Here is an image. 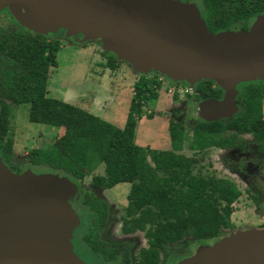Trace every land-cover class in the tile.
I'll return each mask as SVG.
<instances>
[{
    "label": "trees",
    "instance_id": "16d2710c",
    "mask_svg": "<svg viewBox=\"0 0 264 264\" xmlns=\"http://www.w3.org/2000/svg\"><path fill=\"white\" fill-rule=\"evenodd\" d=\"M192 1L211 33L247 30L253 19L264 12V0ZM52 35L0 26L2 160L10 163L13 152L11 109L28 103L29 121L46 123L58 130L50 145L28 150L32 165L47 166L80 180L102 164V173L91 176V186L108 189L120 182L129 183L121 231L127 234L139 230L145 238V245L135 252L134 259L125 257L129 248L122 249L118 243L103 242L99 238L106 219V201L84 192L78 202L83 208L80 225L83 229L77 232L79 241L104 264H162L163 253L169 246L186 238L210 243L222 231L234 228L233 213L244 192L232 180L214 171H202L198 167L200 158L183 153L182 148L184 143L193 152L213 146H238L245 133L264 142V80L237 83L238 109L227 119L200 120L192 125L182 119H170V147L152 148L135 141L137 121L154 115L153 110L144 112L143 109L157 99L163 78L174 87L186 88L187 82L174 81L157 70L139 74L132 85L125 121L121 127L116 126L85 108L48 96L49 71L57 66L56 56L61 46V41ZM102 56L105 59L102 64L109 69H115L122 62L107 50ZM177 93L172 94L173 98H177ZM193 94L198 98L220 99L223 89L213 80L202 78L193 85ZM191 252L187 248L179 249L167 264Z\"/></svg>",
    "mask_w": 264,
    "mask_h": 264
},
{
    "label": "water",
    "instance_id": "95a60500",
    "mask_svg": "<svg viewBox=\"0 0 264 264\" xmlns=\"http://www.w3.org/2000/svg\"><path fill=\"white\" fill-rule=\"evenodd\" d=\"M23 27L62 28L102 43L136 70L159 71L190 87L200 79L223 89L200 102L205 120L237 110L236 85L264 79V12L247 30H207L196 3L181 0H0ZM74 184L56 173L17 174L0 159V264H85L72 251L79 222ZM173 264H264V230L247 229L199 245Z\"/></svg>",
    "mask_w": 264,
    "mask_h": 264
},
{
    "label": "rangeland",
    "instance_id": "374dc122",
    "mask_svg": "<svg viewBox=\"0 0 264 264\" xmlns=\"http://www.w3.org/2000/svg\"><path fill=\"white\" fill-rule=\"evenodd\" d=\"M181 1L194 2L192 0ZM10 11L8 5H0V26L3 28H25L18 21L15 14L12 15ZM254 20L255 18L253 21ZM46 34H53L52 37L58 38L61 41V46L56 56L57 66L50 68L47 79L48 96L78 105L114 125L121 127L128 112L133 82L139 74L144 72L136 70L129 62L123 60L115 69L105 67L103 65L105 59L102 56V52L105 49L102 43L96 40H87L80 33H67L66 30L59 28L50 30L46 32ZM151 72H153V70L147 73L149 74ZM162 80L163 84L158 92L157 99L151 101L148 107L143 109L144 112L149 109L153 110V117L147 118L143 116L137 121L135 128L136 143L158 149L170 147L168 134V123L170 119H182L188 125H192L200 120H205L197 111V105L200 103L198 102L200 99L193 94V87H190L187 81V85L185 86H187L186 88H188L189 91L185 92L178 91L179 87H174L167 79L163 78ZM176 91L178 92L177 98H173L172 94ZM201 102H203V100ZM28 108L29 104L23 103L13 106L11 109L10 135L14 142L10 159V163L13 164L12 167H20V169L23 168L24 171L29 168H25L29 165V169L33 172L56 173L60 176H66L70 180L71 178L65 173L52 170L43 165H32L28 161L27 153L30 148L50 145L58 135L57 128L52 125L29 121ZM247 140L249 141V137ZM254 144L255 143H253V145ZM182 152L200 158L198 167H201L200 169L202 171H214L221 177L231 179L243 192L246 189L250 190L252 193L260 190L259 192L262 199L259 207L249 210V208H247L248 197L244 195L241 202L236 205L233 219L235 220L236 226L240 227L243 224L245 225L242 226L238 232L247 229L264 230L263 182L259 180L260 176L258 179L256 177L252 182L250 179L252 178L251 173L244 174L236 170L237 153L235 151L231 150L227 152L216 147H211L204 151L193 152L187 147V144L184 143ZM208 162H210L211 165H209ZM102 169V164H99L89 175L77 180L78 185L71 180L75 186V191L77 190L75 194L76 200L80 198L79 195L81 190H90L91 176L101 174ZM10 171L12 170L10 169ZM128 189L129 183L120 182L108 189H94V192L107 202L111 212L102 238L107 240L106 242L118 243L121 247L129 245L130 254H132L138 247L145 245V238L142 231L137 230L130 234H124L120 229V217L122 208L126 204ZM71 202H74V198ZM78 224L74 226L70 232L72 251L85 264H101V261H99L100 259L91 253L88 247L75 237L78 232ZM233 233L234 232L224 230L218 238H226L233 235ZM216 240L217 239L211 241V243ZM202 244L208 243L186 238L178 244L169 246L163 253L162 264H167L172 254L179 249L187 248L192 251V254L195 252L196 248ZM95 260H97V262H95Z\"/></svg>",
    "mask_w": 264,
    "mask_h": 264
},
{
    "label": "flooded vegetation",
    "instance_id": "af4514ba",
    "mask_svg": "<svg viewBox=\"0 0 264 264\" xmlns=\"http://www.w3.org/2000/svg\"><path fill=\"white\" fill-rule=\"evenodd\" d=\"M264 80V79H263ZM198 98V97H197ZM212 98H215V97H211V98H199L200 101L198 102H201L202 100L203 101H206V100H209V99H212ZM222 98V97H221ZM218 99V98H217ZM237 109H238V106H237ZM237 111V110H236ZM235 111V112H236ZM234 112V113H235ZM233 113V114H234ZM231 116V115H230ZM230 116L228 117H224L223 119H227L229 118ZM249 137V141L247 140V138ZM252 140V141H251ZM251 141V143H250ZM240 144L237 146V145H234V146H230V147H227V148H223V147H216L220 150H224V151H235L237 153V157H236V164H235V168L236 170H238L239 172L241 173H244V174H247V173H251L252 174V178L251 181L253 182V180L259 178V180H261L263 182L262 186H264V142L262 141H259V140H256L253 138V136L249 133H245V134H242L241 135V141L239 142ZM253 143H255L253 145ZM215 147V146H213ZM211 148V147H209ZM0 159L2 160V158L0 157ZM3 161V160H2ZM3 163L9 168L12 170V172L14 173H21L23 172V168L20 169V167H12L13 164L11 163H6L3 161ZM30 166L27 165L25 168H27ZM226 178V177H225ZM229 179V178H228ZM72 180L73 182L77 184V180H74V179H70ZM231 180V179H230ZM92 187V188H91ZM90 187V190L89 189H84V190H81V193L79 195L80 198H78V200L74 199V202H72V207L73 209L75 210V212L77 213L78 217H79V224H78V229L81 231L83 229V227H81L80 225H82L81 223V216H83V208L82 206L78 203L80 202L81 200V196L84 192H91L95 195H97L95 192H94V189H101V188H96V187H93L91 186ZM238 187V186H237ZM94 188V189H93ZM239 188V187H238ZM240 189V188H239ZM241 190V189H240ZM242 191V190H241ZM257 191V190H256ZM260 191V190H259ZM257 191V192H250V190L246 189L244 192L248 198H247V208H249V210L251 209H256L259 207L260 203H261V194L260 192ZM243 192V191H242ZM99 196V195H97ZM101 197V196H99ZM103 199V198H102ZM106 205H107V213H106V219L100 229V232H99V238L103 241V242H106L107 240L103 239L102 238V235H103V231L105 229V227L107 226L108 224V220L110 218V208L106 202ZM120 220H121V217H120ZM234 220V219H233ZM121 222V221H120ZM234 228L232 229H229V230H225V231H229V232H238L240 228H242V226H245L244 224L240 227L236 226V223H235V220H234ZM77 229V230H78ZM120 229H121V226H120ZM79 231V232H80ZM126 234V233H124ZM127 234H130V233H127ZM75 237L79 240V237H78V233H77V236L75 235ZM81 242V241H80ZM109 243V242H107ZM211 243V242H210ZM86 246V245H85ZM124 247H127L129 248L130 250V247L129 245L128 246H122V249H124ZM142 246L138 247L132 254H130L131 251H129V253L126 252L125 254V257H129L130 259H134L133 255L135 254V252L141 248ZM100 261V260H99ZM95 262H97V260H95ZM125 263V261H124ZM98 264V263H97ZM101 264H104L102 261H101ZM109 264V263H107Z\"/></svg>",
    "mask_w": 264,
    "mask_h": 264
},
{
    "label": "built area",
    "instance_id": "2783aa9c",
    "mask_svg": "<svg viewBox=\"0 0 264 264\" xmlns=\"http://www.w3.org/2000/svg\"><path fill=\"white\" fill-rule=\"evenodd\" d=\"M178 90L179 91H185V92L189 91L188 88H181V87H179Z\"/></svg>",
    "mask_w": 264,
    "mask_h": 264
}]
</instances>
